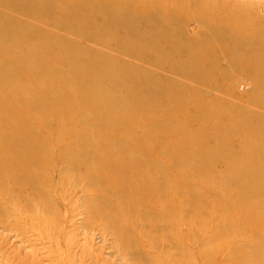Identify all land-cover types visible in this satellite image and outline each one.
I'll use <instances>...</instances> for the list:
<instances>
[{"label": "bare ground", "instance_id": "obj_1", "mask_svg": "<svg viewBox=\"0 0 264 264\" xmlns=\"http://www.w3.org/2000/svg\"><path fill=\"white\" fill-rule=\"evenodd\" d=\"M47 1L51 4L58 0ZM66 1L79 12L87 3L100 0ZM152 1L108 0V3L111 7L116 6L115 9L123 10L132 3L139 4L145 9L138 17L140 19L149 18L156 23L176 21L189 26L200 23L212 27L215 20L211 12L216 9L213 15L218 19L224 18L228 23L223 30L226 33L243 36L241 34L246 32L249 36L264 37V14H257L261 11L259 9H264V0H203L200 9H206L204 12L190 11L191 14H188L187 11L185 16L182 15L183 10V13L179 12L181 8L174 5L168 9L171 16L165 19L158 17L163 10L161 0ZM108 11L117 14L111 9ZM251 12L255 16H251ZM122 17L126 18L125 13ZM61 21L53 20V24H45L47 27L44 30H54L53 37L47 42L40 45L35 41L32 45L28 44L27 50L19 51L18 55L13 53L22 56L26 63L30 74L27 75L30 84L26 88L33 96L17 94L14 105L7 102L8 97H0V233L8 239H17L26 248L34 247L25 244L31 243L32 237L42 247L41 258L47 264H69V257L61 251L62 235L75 221L86 239L96 232L104 243L109 230L113 243L120 249L119 262L123 263L135 260L139 264H264V185H261L264 183V140L259 139V144L245 145L246 151L228 147L226 135L219 136L215 142L217 149L224 150V154L237 157L242 154L245 163H238L231 157L235 162L232 166L235 175L215 174V189L222 192L225 205L221 208L212 205V208L215 212L229 213L232 211L230 203L244 201L254 203L251 211L213 226L195 216L189 217L185 211V194L192 195L195 202L201 201L205 196V187L202 174L195 175L202 171L201 166L185 156L189 147L187 144L182 142L176 146L165 141L161 150L152 149L144 141L145 137L148 138L144 130L141 136L124 133L125 126L137 123L131 117L133 111L127 107L121 112L126 116L110 109L91 117L85 112H74L73 107L108 103L120 87H111L107 94L105 91L99 93L98 77L94 74L100 75L109 70L108 66L103 67L102 61L110 60V55L104 51L88 54L87 61L78 62L74 50L78 54L79 46L84 42L91 44L93 41L96 44L98 41L85 31H72ZM107 26L106 22L102 25ZM29 32L30 29L19 34L30 35ZM66 39L73 49L70 58L64 56L60 47ZM179 40L177 37L176 42ZM253 41L249 38L252 55H248L247 59L254 60L253 63L245 62L238 56L226 55L219 63L226 75L232 76L234 64L241 62L244 72L251 78L249 86L253 98L241 97L231 101L224 111L219 112L223 119L226 118L247 135L253 130L264 132V40L256 44ZM99 46L105 47L103 43ZM42 55L48 56L45 65H33ZM136 59L139 61L140 57ZM86 70L88 73H85ZM90 70L93 72L91 75ZM36 72L54 78L57 75H75L78 88L65 90L54 85L55 88L49 92L52 95L45 94L41 80L33 76ZM190 74L198 76L196 72ZM182 104L184 101L179 100L175 106ZM50 107L57 113L50 120L41 118L49 115L45 110ZM64 110L72 118L77 114L76 119L58 122L56 119H60ZM33 113L37 116L32 117ZM86 127L91 128L89 134ZM199 127L196 134L202 131V138L215 137L217 133L204 123ZM221 139L224 143L220 142ZM137 142L141 144L138 146ZM110 146L117 151L105 157L104 153ZM220 151L217 153L219 157L222 156ZM199 163L206 164L204 159H200ZM214 165L208 164V167ZM191 169L194 174H191ZM230 184L232 186L227 188ZM258 186L260 190L254 192ZM232 187L238 190L236 195L229 192ZM194 192L197 195L191 194ZM207 193L210 195L211 191ZM227 198L229 202H226ZM197 208L202 209L201 205ZM151 220L154 224L150 223ZM234 231L243 238L239 247L235 246L233 239H229ZM251 236L258 241H247L246 238ZM100 249L102 251L103 247ZM3 250L4 246L0 244V253ZM35 255L34 250L25 252L27 261L21 258L20 264H37ZM80 264L84 262L81 260Z\"/></svg>", "mask_w": 264, "mask_h": 264}, {"label": "rangeland", "instance_id": "obj_2", "mask_svg": "<svg viewBox=\"0 0 264 264\" xmlns=\"http://www.w3.org/2000/svg\"><path fill=\"white\" fill-rule=\"evenodd\" d=\"M129 1L139 3L152 0ZM202 1L161 0L163 4L161 9L163 10L160 11L158 17L160 19L170 17L171 11L168 9L174 5L181 8L179 12H184L183 16L187 11L188 14L195 13V11L204 12L206 9H200ZM217 1L213 0V2ZM132 4L128 9L123 10L115 9L116 6L111 7L108 0H100L93 4L87 3L77 12V9H74V6L72 7L66 0L53 1L51 4L47 0H0V47H2V49L0 48V97H2L1 95L8 97L7 102L14 105V98L17 94L33 96V93L28 92L26 88L30 84L29 70L25 61L22 60L23 57L17 55L19 51L27 50L28 44L37 42L41 45L47 42L50 37H53L52 31L54 32V30L53 28L44 30V27H47L45 24H53V20L61 19L63 20L61 22L69 26L68 28L72 31H85L88 36H93L98 41L96 44L93 41L89 42L91 44L84 42L79 46L78 54L77 50H74L76 59H79L78 62L87 61L88 54L104 51L110 55V60L102 61L103 67L107 68L108 66L109 70L100 75L99 73L94 74L95 77H98L97 89L99 93L105 91L107 94L111 87H120V91L115 93L108 103L97 102L91 106L73 107L74 112L77 114L85 112L88 117H91L92 114H102L107 109L121 114L122 110L127 107L133 111L131 117L137 123L135 126H125L124 133L140 134V136L144 132L148 133V138L145 137L144 141L152 149L155 147L161 150V144L165 141L173 142V145L176 146L182 142L187 144L189 147L185 156L187 160L195 161L201 166L202 171L196 172L195 175L202 174L201 180L205 187V196L201 201L195 202L192 195L185 194V211L189 217L195 216L213 226L224 220L231 221L242 212L251 211L254 203L244 201L236 202V204L230 203L232 211L229 213L215 212L212 208V205L216 208L225 205L222 201V192L215 189L216 176L226 173L235 175V170L232 168L235 164L233 158L237 159L238 163H245L242 154L237 157L229 153L224 154V150H218L215 144L218 137L226 135L228 147L234 146L242 151H246L245 145L257 144L259 139H261L260 141L264 140V132L253 130V133L247 135L219 114L231 101H237L241 97L253 98L249 86L251 78L244 72L241 62L234 64L235 72L232 76H227L219 63L221 57L225 55L228 57L238 56L242 60L245 59V62L253 63L254 60L247 61L248 55H252L248 43L249 38H252L255 41L253 43L256 44L263 42L264 37L249 36L244 32L241 34L245 37L243 38V36H239L238 32L234 35L226 33L223 30L228 23L224 18L218 19L215 14L213 15L216 9L211 12V16H214L215 20L212 27L200 23L189 26L176 21L166 20V22L156 23L149 18L140 19L138 17L143 14L142 11L145 9H142L139 4ZM109 9L117 14H110ZM259 10L261 11L257 14L263 15L264 9ZM122 13H125L126 18L122 17ZM251 16H255V13L251 12ZM105 22L108 26L102 27ZM22 29L26 31L30 29V35L28 33L19 34L24 32ZM31 29H34L33 34H31ZM246 30L250 32L249 28ZM177 37L180 40L176 42ZM62 43L60 47L64 56L70 58L73 49L68 44L71 43L67 39ZM101 43L105 47L99 46ZM127 51L130 53H126ZM13 53L17 55L15 56ZM46 57L48 56H40L33 65H45ZM137 57H140L139 61L136 59ZM15 58H17L16 62ZM205 63L209 64L205 65ZM192 72H196L198 76L193 77L190 74ZM85 73H88V70ZM91 74L93 72L90 70ZM33 76L41 80L42 88L48 95H52L49 92L55 88L54 85L56 88L65 90L78 88L75 75L70 77L57 75V78H54L55 76L49 77L50 75L36 72ZM179 100L184 101V104L176 107L175 103ZM16 108L18 107L16 106ZM55 110L52 107L48 108L45 111H48L49 115L41 118L50 120L53 114L57 113ZM77 114L72 118L64 110L61 111L60 119L56 120L60 123L73 121ZM35 115L33 113L32 117ZM122 116H126V114ZM202 123L207 128L216 130L215 137L207 136L204 137V140L202 131L198 135L196 134ZM86 128V133L89 134L91 128ZM143 130L144 132L141 133ZM95 140L97 141L96 137ZM220 142L224 143L222 139ZM98 143L99 141L97 145ZM137 144L139 146L141 143L137 142ZM116 151L110 146L104 156H109ZM219 151L222 155L220 157L217 155ZM199 155L200 157H198ZM200 159H204L206 164H200ZM208 164L216 165L210 168ZM193 171L191 169V174H194ZM261 185L263 186L264 183ZM231 186L232 184L227 188ZM260 188L258 186L254 192H258L257 189L260 190ZM208 190L211 191L210 195L207 193ZM237 191L233 187L229 190L235 195ZM191 194L197 195L196 192ZM235 198L233 200L237 199ZM225 200L226 202L230 201L229 198ZM198 205H201L202 209L197 208ZM150 223L154 224L152 220ZM106 232L108 236L104 243L101 242L96 232L94 236H88L86 239V236L80 233L77 221H75L62 235L63 248L61 251L69 257V264H80L81 260L84 264H139L135 260L119 262L120 249L113 243L110 231ZM237 233L234 231L233 235H229V239H233L235 246L239 247L242 245L243 238ZM30 239L32 242L25 244H32L34 247L26 248L17 239L13 237L8 239L0 233V244L4 246L3 252L0 253V264H20L21 258L27 261L24 253L29 250L36 252L37 264H47L41 258L42 247L37 245L32 237ZM246 239L250 242L258 241L253 236ZM100 247H103L102 251ZM245 252L247 251L245 250ZM38 260L40 261L38 262ZM24 264L27 263L24 262Z\"/></svg>", "mask_w": 264, "mask_h": 264}]
</instances>
